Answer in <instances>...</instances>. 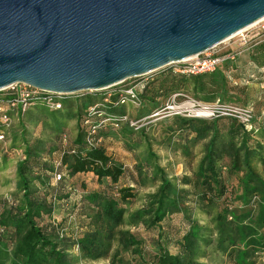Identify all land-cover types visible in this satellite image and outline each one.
Listing matches in <instances>:
<instances>
[{"label": "trees", "instance_id": "16d2710c", "mask_svg": "<svg viewBox=\"0 0 264 264\" xmlns=\"http://www.w3.org/2000/svg\"><path fill=\"white\" fill-rule=\"evenodd\" d=\"M263 46L257 48L260 55H264ZM232 68L239 67H234V61L225 60L208 73L164 71L138 89L135 86L143 102L137 117L146 116L160 106L158 97L184 91L203 102L240 105L244 101L235 93L237 86L233 83ZM95 96L86 94L79 99L63 96L58 100L61 102L59 109L35 103L24 113L17 114L21 120L20 133H14L11 139L20 138L24 156L16 163L14 186L18 194L12 203L0 208V264H75L76 258L51 230L45 232L41 223L54 210L53 200L69 197L77 187L82 201L86 202V211L81 212L85 229L76 236V244L84 258L96 260L107 256L114 241L122 251L142 249L145 238L128 229L117 228L127 223L142 224L155 232L149 242L154 246L153 251L138 254L141 264H204L200 259L210 246L235 264H254V257L264 252V178L255 168L257 163L264 164V121L257 126L255 118L245 125L227 116L171 115L175 127L168 130L171 134L178 132L181 140L176 147L185 155L189 154L191 145L206 141L193 176L179 179L182 186L191 187L188 189L166 177L156 161L157 156L150 151L149 142L146 155L135 163L131 172L109 155L103 145L89 146L85 141L88 128L84 121L90 107H96L94 115L99 117L92 119L94 115L91 116L92 123L106 115L117 118L125 114L122 103L115 104L119 101V93L110 95L112 98L106 101L104 97L98 104L108 103L101 110ZM31 106L36 112L33 120L29 119L33 116ZM100 111L104 114H99ZM23 116L28 118L26 121H33V126L41 123L54 137L67 132V121L76 120L75 137L62 153L59 149L64 171L58 183L71 188L63 196L50 182L55 171L52 158L58 148L52 137L31 139ZM105 128L97 129L94 138L101 142L107 137ZM5 129L0 123L4 136ZM138 130L130 125L120 130L128 150L138 146L131 141ZM43 154L50 156L48 161L40 162ZM231 177L236 178L235 185ZM148 178L158 181L157 189L147 195L143 207L127 215V204ZM189 195L193 197L189 199ZM185 201L200 205L209 215V224L192 217ZM235 201L240 203L241 210H234ZM173 214L180 221L167 228L161 226V222Z\"/></svg>", "mask_w": 264, "mask_h": 264}, {"label": "water", "instance_id": "95a60500", "mask_svg": "<svg viewBox=\"0 0 264 264\" xmlns=\"http://www.w3.org/2000/svg\"><path fill=\"white\" fill-rule=\"evenodd\" d=\"M264 0H0V89L100 90L210 50Z\"/></svg>", "mask_w": 264, "mask_h": 264}, {"label": "rangeland", "instance_id": "374dc122", "mask_svg": "<svg viewBox=\"0 0 264 264\" xmlns=\"http://www.w3.org/2000/svg\"><path fill=\"white\" fill-rule=\"evenodd\" d=\"M261 23L262 22L260 21V23L254 26V28H249L246 32L247 36L251 34V31L249 30L261 29ZM235 39L236 38L227 39L217 44L215 46V51L220 52L221 49L226 45L228 46V44L231 43L236 44ZM255 42L256 46L254 47L255 49L251 51V55L248 54L244 48L240 50V59L236 60L235 57V59L232 60L234 61V67L236 65L239 67L232 68V73L234 76L233 83H235L234 85L237 86V89H235V93L242 101H244L243 103H240V105L248 106L252 109L255 118L254 120L258 126L264 121V55H260V49H257L259 48V45L263 46L264 44L263 33H261L258 37H255L254 41L249 42L245 46H253L252 44ZM249 62H254L257 67L253 66L252 63ZM176 67V62L167 64L161 68H158L141 76L127 78L124 81L107 88L93 91L83 90L72 94H63V96H70L72 98L77 97V99H79L86 94L90 96L96 94L95 97L97 98V104L102 103L104 97H107V99H105L106 101L110 98L109 95L115 93H123V90L129 88L130 86H136V88L138 89L143 83L152 81L155 77L159 76L164 71H167L169 69L175 71ZM182 93L193 97L188 92L184 91ZM174 94L175 93L170 94L169 96L164 98L158 97L157 99L160 102V106L153 108L150 113L146 115L147 117H137L140 109H142L143 102L141 101L139 105L133 104L128 100H125L122 105L118 104L121 105V108L123 106L125 114L122 117L125 116L126 118L122 121H119L117 126L113 125V122L110 121V124H108L105 128L109 135L104 139L102 138L99 144L103 145L109 155L113 156L115 160L121 162L124 165V168L127 171L131 172L134 171L133 169L135 163L140 161L143 158V155H146V144L147 142H149L150 151L157 156L156 161L158 165L164 170L166 177L177 182L179 186H182L179 182L180 177L193 176L194 171L197 167V163L202 155L204 143L206 141L200 140L199 142L191 145L189 154L185 155L179 149V147H176V145H180L181 140L178 132L176 131L175 133L171 134L168 130V128L170 127H175L172 121V117L168 116L162 118L159 116H150L161 107L169 103L172 104L171 101L173 100L172 96ZM185 100L186 98L184 96H175L174 98L175 103H182L185 102ZM104 103L106 104L108 102ZM105 104L104 106L103 104H101V106L100 104H98L97 107H100V110L104 109ZM33 107L34 106H31L29 108L30 110L32 109L31 111L33 112V116H29V119L31 120H33V117L36 114ZM99 114L103 115L104 112L100 111ZM94 118L98 119L99 117L96 114L92 117V119ZM24 119L30 131L31 139H48L49 137H52L51 139L55 143V146L58 148V153L56 152V154L53 156L52 162L54 164L55 170L61 173L62 179L64 169L63 163L61 162V153L59 152V149L63 150L64 146H66L65 144H63V140H61L62 135L54 137V135L51 134L50 130L44 128L41 123H37V125L33 126V121H26L28 120L26 116ZM138 119H140V121L138 122V124L140 125L138 128L139 130L136 132L138 134L133 135L131 138V141L137 143L138 146L133 150H128L124 141L126 139L122 138L120 130L122 129V127H125V125H130V121H136ZM20 122V118H18V116L14 114L12 116L10 125L6 127L4 131V140L0 141V208L3 204L12 203V201L16 198V194H18L14 186L16 182V163L24 156L23 146L19 137H17L15 141L11 139V136L14 133H20ZM132 127L135 129L134 126ZM65 129L67 132L64 134L67 139L66 143H68L75 137L77 131L76 120L67 121ZM49 158V155L43 154L40 162L48 161ZM255 168L264 178V164L257 163ZM230 180L233 181L234 185L236 184L235 177H231ZM50 182L53 186H55V188L58 187L57 191L61 196H63L66 191L71 189L61 184L62 182L58 183L59 180L57 182L54 181L52 177ZM157 186L158 181L148 178L143 186L138 187L135 197L130 200L129 204H127V215L132 211L143 207L147 202V195L154 192L157 189ZM182 187L188 189L191 188H189V185H184ZM192 197L193 196L189 195V199ZM53 201L54 210L50 215L44 217V221L41 224H43V227H45V232L51 230L50 232L54 233L57 239L61 240L60 242L62 243V246L66 247L68 251H70L71 254L76 258L77 261L75 262V264H109L110 260L113 259V257L114 259L111 264H141V258L138 256V254H142L147 251L151 252L154 249V246L151 247L149 245L151 238L155 234L154 230H149L142 224L129 225L127 223H123L117 226V228L128 229L138 236L145 238V244L144 246H142V249L137 251L138 253L132 251H122L121 249H118L117 242L114 241L112 248L110 249L107 256L96 260L84 258L79 247H76V236H78L85 229V227L83 226L84 218L81 214L86 211L84 207L86 206V202L82 201L81 192H79V189L77 187L74 188L69 197H62ZM185 205L190 206L188 210L190 211V215L192 217L196 218L200 223L209 224V215L200 207V205H197L192 201H185ZM232 207L235 211L242 209V206L240 205V203H238V201L233 202ZM179 221V217L173 214L170 215L169 218L164 219V221L161 222V226L167 228L166 226H168L169 224L174 225ZM200 261L204 264H235L228 256L214 251L211 246L207 248L205 256L201 258ZM254 264H264V252L259 253L258 255H256V257H254Z\"/></svg>", "mask_w": 264, "mask_h": 264}, {"label": "built area", "instance_id": "2783aa9c", "mask_svg": "<svg viewBox=\"0 0 264 264\" xmlns=\"http://www.w3.org/2000/svg\"><path fill=\"white\" fill-rule=\"evenodd\" d=\"M261 29L249 30L251 34L247 36L246 32L249 28H254L256 25L249 27L248 29L240 32L237 35L230 37L229 39L236 38L237 48L234 50H229L224 53L215 51V47L210 50L204 51L200 54L190 56L184 60L176 62L177 67L176 72L185 74H197V73H208L215 70V68L225 60H234L236 55L240 53V50L244 49L246 44L253 41L255 37H258L261 33L264 35V20L261 21ZM135 86H130L123 90V93H119V101L115 102L124 103L125 100L130 101L133 104L139 105L140 100L135 91ZM122 92V91H121ZM110 96V95H109ZM175 96H184L186 98L185 102L175 103ZM63 97L61 93H55L52 91L40 89L28 85L26 83H14L6 88L0 89V123L4 127H8L11 123L12 114H22L26 109L35 103H44L47 107L51 109L61 108V102L58 101ZM173 100L171 103L161 107L156 112L151 114V117L159 116H171V115H183L188 117H217V116H227L236 119L242 124H248L254 118L253 111L250 107L244 105H234V104H223L219 101L214 102H203L197 100L194 97L185 95L184 93H175L172 96ZM57 98V100H55ZM96 107H90L88 111V117L85 119V124H87L88 132L85 135V141L89 146H97L100 142L99 139L94 138V133L97 129L106 127L110 124L117 126L119 121H122L126 117L122 115L117 118L112 116H104L95 123H92L90 117L96 113ZM147 117V116H146ZM145 117V118H146ZM130 121V125L134 126L135 129L139 128L138 122ZM5 136L3 132H0V141L4 140ZM63 144H67V139L65 134H62ZM66 147L64 146L61 153ZM53 180L58 181L61 179V173L57 170L53 173ZM76 247H78L76 245Z\"/></svg>", "mask_w": 264, "mask_h": 264}, {"label": "crops", "instance_id": "0c3cea01", "mask_svg": "<svg viewBox=\"0 0 264 264\" xmlns=\"http://www.w3.org/2000/svg\"><path fill=\"white\" fill-rule=\"evenodd\" d=\"M254 41V40H253ZM253 46H250V47H248V46H246L245 47V51L248 53V54H250L251 55V51L252 50H254L255 48V46H256V42L255 43H253L252 44ZM237 48V43L235 44V43H231V44H228V46L226 45L225 47H223L222 49H221V51H220V53H223V52H226V51H229V50H234V49H236ZM240 56H241V54L239 55V53L236 55V60L238 59H240ZM249 63H252V65L253 66H256L257 67V65L254 63V62H249ZM255 64V65H254ZM255 67V68H256ZM262 67V66H261Z\"/></svg>", "mask_w": 264, "mask_h": 264}, {"label": "bare ground", "instance_id": "6f19581e", "mask_svg": "<svg viewBox=\"0 0 264 264\" xmlns=\"http://www.w3.org/2000/svg\"><path fill=\"white\" fill-rule=\"evenodd\" d=\"M262 20H264V16H263L262 18H260L259 20L255 21L254 23H252L251 25H249V26H247V27L241 29L240 31L234 33L232 36L237 35V34H239L240 32H243L244 30L248 29L249 27H252V26L256 25L258 22H260V21H262ZM232 36H230V37H232ZM230 37H228L227 39H229ZM227 39H225V40H227ZM225 40H224V41H225Z\"/></svg>", "mask_w": 264, "mask_h": 264}]
</instances>
